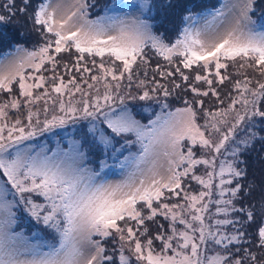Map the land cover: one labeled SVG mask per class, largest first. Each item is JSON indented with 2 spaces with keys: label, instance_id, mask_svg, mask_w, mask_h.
<instances>
[{
  "label": "snow or ice",
  "instance_id": "obj_1",
  "mask_svg": "<svg viewBox=\"0 0 264 264\" xmlns=\"http://www.w3.org/2000/svg\"><path fill=\"white\" fill-rule=\"evenodd\" d=\"M14 22L0 264H264V0H0Z\"/></svg>",
  "mask_w": 264,
  "mask_h": 264
},
{
  "label": "rangeland",
  "instance_id": "obj_2",
  "mask_svg": "<svg viewBox=\"0 0 264 264\" xmlns=\"http://www.w3.org/2000/svg\"><path fill=\"white\" fill-rule=\"evenodd\" d=\"M109 2H111V0H97L98 5H103V4L109 3ZM161 2H164V0H161ZM181 2H189V0H181ZM195 2L200 4V5H203L204 3H206L207 5H209L208 8H211L214 5H217L219 3V0H195ZM200 10H202V9H198L196 11H200ZM29 11H31V9ZM95 14L96 13L94 12L93 15H95ZM259 15H260V12L258 10L257 13L254 14L253 18H256ZM16 19L23 22V17L17 16ZM158 19H159V17H158ZM175 22H178V17L169 16L168 18H166L164 20L163 25H161V27L158 29V31H166V29H173L175 26ZM0 33L3 34V37H4L3 45L5 47H7L10 43H17V42L24 43L26 46H31L32 44L38 42V39H39L38 36L30 30L29 24H23V27H20V26L16 25L14 22L13 25L8 26L7 28L0 29ZM19 33H23L24 35L20 36ZM166 35L169 38H174L176 33H175V31H166ZM64 59H68V57L65 56ZM153 63H155V61H153ZM227 90H228L227 87H225L221 90L222 98H223L224 94L227 92ZM181 95H184V94H181ZM171 102L174 106H180V104H181L180 100L174 99V98L171 100ZM214 105H215V99L214 98L212 99L211 102L206 100V106L211 107ZM248 159H249V176L251 177L252 173L255 171L257 173V176L259 177L260 165H255L251 157H249ZM108 178L113 179V180L119 179L120 177H119L118 170H116L115 168L111 169L109 171ZM191 185H192L191 190H193V191L198 190L199 186H197L194 181L191 182ZM160 222L164 223L165 227H167V223L165 221H163L161 219ZM153 231H155V228H153Z\"/></svg>",
  "mask_w": 264,
  "mask_h": 264
},
{
  "label": "trees",
  "instance_id": "obj_3",
  "mask_svg": "<svg viewBox=\"0 0 264 264\" xmlns=\"http://www.w3.org/2000/svg\"><path fill=\"white\" fill-rule=\"evenodd\" d=\"M33 2L35 3V2H36V0H34ZM201 6H203V5H201Z\"/></svg>",
  "mask_w": 264,
  "mask_h": 264
}]
</instances>
